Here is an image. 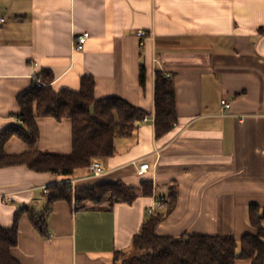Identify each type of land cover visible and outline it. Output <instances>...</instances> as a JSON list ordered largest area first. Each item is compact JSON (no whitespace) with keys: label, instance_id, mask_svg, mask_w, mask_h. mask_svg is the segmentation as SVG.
I'll return each mask as SVG.
<instances>
[{"label":"crops","instance_id":"obj_1","mask_svg":"<svg viewBox=\"0 0 264 264\" xmlns=\"http://www.w3.org/2000/svg\"><path fill=\"white\" fill-rule=\"evenodd\" d=\"M0 18L6 20L0 24V133L20 124L19 94L46 73L56 90H79L82 77L91 76L97 99L122 98L148 118L116 139L114 154L102 158L104 175L83 168L70 178L76 189L108 182L140 188L149 181L152 194L139 190L133 203L111 209L76 211L58 201L46 215L47 237L28 212L44 213L47 187L64 177L26 165L0 167V224L12 228L19 214L13 255L21 264H116V253L132 248L147 209L174 192L160 235L240 241L257 233L249 209L264 208V0H0ZM83 33L88 39L77 51L74 37ZM157 70L174 81L178 113L161 137L155 133ZM222 99L230 109L223 110ZM37 121L36 147L14 136L6 153L72 152L69 119ZM145 162L149 169L140 171Z\"/></svg>","mask_w":264,"mask_h":264},{"label":"trees","instance_id":"obj_2","mask_svg":"<svg viewBox=\"0 0 264 264\" xmlns=\"http://www.w3.org/2000/svg\"><path fill=\"white\" fill-rule=\"evenodd\" d=\"M46 85L34 86L18 96L23 121L13 124L0 133V167L26 165L37 172H50L64 178L72 177L77 170L89 168L94 158L114 154L117 138L131 136L138 122L147 113L119 97L97 99L95 79L83 76L79 90H56L53 76L44 74ZM141 85L146 84V70H141ZM51 117L58 121L72 122V152L70 154L44 153L28 150L20 154H8L6 143L14 136L34 149L40 138L38 118ZM178 122L174 81L163 71L155 75V133L161 137ZM151 195L153 185L149 181L140 188L120 182H108L94 187L77 188L69 183H57L47 187L48 206L44 213L29 211L31 223L45 237L49 235L46 215L53 205L67 201L76 211L90 208L111 209L116 203H133L139 195ZM167 200L174 204L176 193ZM159 196L158 198H161ZM165 213L151 215L135 235L129 251L116 253V264H237L239 260H252L264 264V208L253 205L249 209V223L256 234H247L240 241L231 235H183L165 236L158 233V226ZM19 214L15 225L4 228L0 224V264H21L13 255L19 242Z\"/></svg>","mask_w":264,"mask_h":264},{"label":"built area","instance_id":"obj_3","mask_svg":"<svg viewBox=\"0 0 264 264\" xmlns=\"http://www.w3.org/2000/svg\"><path fill=\"white\" fill-rule=\"evenodd\" d=\"M5 21H6L5 18H0V24H3ZM146 34L147 33L144 30L138 31V36H140V37H144V36H146ZM87 39H88V35L86 33L79 34V35L75 36L74 37V48H75V50H77V51L83 50L84 44L86 43ZM45 85H46V82L44 81L43 77L39 76L37 79V86L43 87ZM221 104H222V108L224 111L230 109V107H231V103L227 99H222ZM144 120L147 121L148 118L146 117V118H144ZM18 122L22 123L23 121L21 119H19ZM149 167H150V163L145 162V163L140 165L139 170L140 171H147L149 169ZM89 171H90V174L92 176H95V177H99V176L104 175L105 166H104V163L102 161V158H94L90 164ZM60 183L71 184L72 190L75 192L76 183H77L76 179L64 178L62 180V182H60ZM166 203H167V200L165 197L157 198L156 202L147 209V214L149 216H151V215H154V214H157V213L163 211L166 207Z\"/></svg>","mask_w":264,"mask_h":264}]
</instances>
